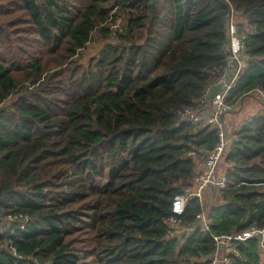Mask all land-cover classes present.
Segmentation results:
<instances>
[{
	"label": "trees",
	"instance_id": "1",
	"mask_svg": "<svg viewBox=\"0 0 264 264\" xmlns=\"http://www.w3.org/2000/svg\"><path fill=\"white\" fill-rule=\"evenodd\" d=\"M232 11L236 105L264 91V0H0V264H210L214 236L264 228V110L232 133L226 188L172 213L218 142L178 113L222 71ZM233 248L264 264L257 239Z\"/></svg>",
	"mask_w": 264,
	"mask_h": 264
},
{
	"label": "built area",
	"instance_id": "2",
	"mask_svg": "<svg viewBox=\"0 0 264 264\" xmlns=\"http://www.w3.org/2000/svg\"><path fill=\"white\" fill-rule=\"evenodd\" d=\"M226 29L229 34V43L225 47L227 57L222 71L204 91L199 108H185L178 113L182 121L205 124L216 129L218 142L208 156L197 164L194 170L193 188L185 189L174 198L172 213L175 216L184 213L190 199L198 198L200 203H204L211 199L213 191L224 190L227 186L226 177L220 171V164L230 144L234 140L238 141V138L232 135L225 122V117L235 110V105L228 104L226 99L245 69L247 48L245 37L238 34L233 11L229 15ZM252 94L257 95L264 104L263 90L256 89L249 95ZM175 216L167 220L170 236H176L179 230V219ZM211 226L212 222L208 219V214L203 213L198 217L196 227L209 232ZM250 239H257L264 252V228L250 227L241 233L214 236L216 248L211 256L210 264H232L228 256L231 252H235L233 242H245Z\"/></svg>",
	"mask_w": 264,
	"mask_h": 264
},
{
	"label": "crops",
	"instance_id": "3",
	"mask_svg": "<svg viewBox=\"0 0 264 264\" xmlns=\"http://www.w3.org/2000/svg\"><path fill=\"white\" fill-rule=\"evenodd\" d=\"M250 96L257 97L259 99V97L257 95H255V94L248 95L247 97H245L241 101H239L238 104L235 105V110L232 113H230L229 115H227V117H225V122H226L228 128H230V132L233 133L240 126H242V125L246 124L247 122L251 121L254 117H256L259 113H261L264 110V104L259 99V103H255L256 106H253V108H248V111L246 113V117L243 120H240L239 122H236L235 120H233V118L236 115L239 114V113L236 114V112L238 111V109L241 106H243L244 101L247 98H249ZM221 174L224 175L223 170L221 171Z\"/></svg>",
	"mask_w": 264,
	"mask_h": 264
},
{
	"label": "rangeland",
	"instance_id": "4",
	"mask_svg": "<svg viewBox=\"0 0 264 264\" xmlns=\"http://www.w3.org/2000/svg\"><path fill=\"white\" fill-rule=\"evenodd\" d=\"M236 21V18H235ZM104 45V42H100L98 40L93 41L91 44L88 45L86 52L84 53V60L82 62H86L89 58L95 56L101 49V47ZM261 100V99H260ZM255 103H259V99L257 97L250 96L247 98L243 106H241L238 111L236 112V115L233 120L236 122H239L240 120H243L246 117V113L248 111V108H253V106H256ZM230 130V128H229ZM223 170V166L221 165L220 171Z\"/></svg>",
	"mask_w": 264,
	"mask_h": 264
}]
</instances>
